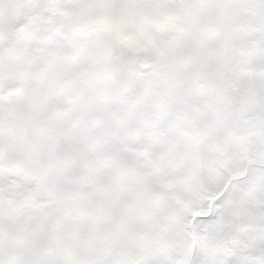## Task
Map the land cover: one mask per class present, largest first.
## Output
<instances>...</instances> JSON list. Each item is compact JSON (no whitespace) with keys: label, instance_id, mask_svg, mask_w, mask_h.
<instances>
[{"label":"snow or ice","instance_id":"1","mask_svg":"<svg viewBox=\"0 0 264 264\" xmlns=\"http://www.w3.org/2000/svg\"><path fill=\"white\" fill-rule=\"evenodd\" d=\"M0 264H264V0H0Z\"/></svg>","mask_w":264,"mask_h":264}]
</instances>
